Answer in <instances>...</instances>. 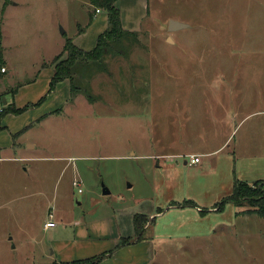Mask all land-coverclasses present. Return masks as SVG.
I'll list each match as a JSON object with an SVG mask.
<instances>
[{"label":"rangeland","instance_id":"rangeland-1","mask_svg":"<svg viewBox=\"0 0 264 264\" xmlns=\"http://www.w3.org/2000/svg\"><path fill=\"white\" fill-rule=\"evenodd\" d=\"M115 5L129 35L49 93L67 41L92 52L106 10L0 0V116L28 106L1 122L0 264H264L257 201L217 212L236 182L264 184V0ZM129 214L146 215L143 240L117 248Z\"/></svg>","mask_w":264,"mask_h":264},{"label":"trees","instance_id":"trees-1","mask_svg":"<svg viewBox=\"0 0 264 264\" xmlns=\"http://www.w3.org/2000/svg\"><path fill=\"white\" fill-rule=\"evenodd\" d=\"M92 0V3L97 8L102 7L106 10L108 14V28L99 35L97 46L96 48L89 53L82 51L79 47L75 45V43L71 40L67 41L64 52L68 54V60L63 65H58L55 70L54 77L51 81V87L49 93H52L56 88V85L59 82L64 80H70L73 83V72L72 68L78 62V59L82 57L81 60H88V59H96L98 60L101 57L104 49L109 46L111 42H118L124 36H128L129 32L124 30L121 12L116 7V2L118 0ZM5 62L2 59V54H0V71L1 66H3ZM1 74V72H0ZM46 97H43L38 104H41ZM28 109V106L21 108V109H7L6 112H2L3 114L0 116V130L3 129L1 126V122L3 119L10 114L20 115L24 111ZM260 182H256L255 186L258 188L257 190L253 189L248 183L244 182H236L232 195L218 207L217 212H221L225 204H233L238 208H243L244 204L247 203V200L250 201L254 199L256 202L254 208H256L255 213L262 218H264V184ZM258 198V200H256ZM181 206V205H180ZM198 208L194 202L187 201L185 202L181 208ZM161 213V212H159ZM146 218L144 214H136L134 217V230H135V241H131V239H123L120 245L117 248L127 247L136 243H139L143 240L144 233L146 228L142 222V220ZM113 252H106L99 256L91 257L88 259H83L79 261H74L72 264H101L106 258L112 257Z\"/></svg>","mask_w":264,"mask_h":264},{"label":"crops","instance_id":"crops-1","mask_svg":"<svg viewBox=\"0 0 264 264\" xmlns=\"http://www.w3.org/2000/svg\"><path fill=\"white\" fill-rule=\"evenodd\" d=\"M107 22H108V20H107ZM122 23H123V21H122ZM75 45L78 46L77 44H75ZM185 164H187V162ZM178 208H181V206H178ZM197 209L200 210V208H197ZM123 216H125V215H123ZM134 217H135V214H129L128 215L126 224L124 223L127 231L125 233V236L122 237L123 239H128V238H131V237L135 236ZM111 224H112V222H109L107 224L105 222L103 224H98L97 227H95V226H89V225H86V226H83L82 225V227H80V230H79V232L77 234V237H78V239H80L82 241L89 240L92 236H95V234L99 233L100 231L101 232L102 231L103 232H107L109 230V227L111 226ZM117 227H119V225H117ZM75 242H76V240H75ZM86 259H88V258H86ZM81 260H83V259H81Z\"/></svg>","mask_w":264,"mask_h":264},{"label":"built area","instance_id":"built-area-1","mask_svg":"<svg viewBox=\"0 0 264 264\" xmlns=\"http://www.w3.org/2000/svg\"><path fill=\"white\" fill-rule=\"evenodd\" d=\"M100 13H101V11L97 10L96 14H100ZM3 71L5 72V69H3ZM190 162H191V164H197V163H199V158L198 157H191ZM73 185L76 187H79L80 183L77 181H74ZM79 192H81V189H79ZM53 217H54L53 214H50V218L53 219ZM55 226H56V224L53 221H49L46 223V228H53Z\"/></svg>","mask_w":264,"mask_h":264},{"label":"water","instance_id":"water-1","mask_svg":"<svg viewBox=\"0 0 264 264\" xmlns=\"http://www.w3.org/2000/svg\"><path fill=\"white\" fill-rule=\"evenodd\" d=\"M188 26L185 25V24H182V23H179V22H175V21H172L171 24H170V28H169V31L170 32H174V31H177V30H180V29H183V28H187ZM171 39H169L170 41ZM103 194L104 195H109L110 194V191L107 190L106 188L104 189L103 191Z\"/></svg>","mask_w":264,"mask_h":264}]
</instances>
